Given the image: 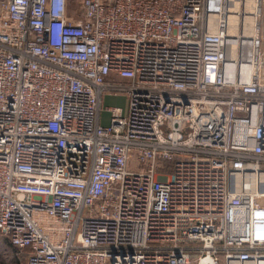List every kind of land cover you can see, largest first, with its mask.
<instances>
[{
    "label": "built area",
    "instance_id": "built-area-1",
    "mask_svg": "<svg viewBox=\"0 0 264 264\" xmlns=\"http://www.w3.org/2000/svg\"><path fill=\"white\" fill-rule=\"evenodd\" d=\"M262 178L264 0H0V233L27 264H264Z\"/></svg>",
    "mask_w": 264,
    "mask_h": 264
},
{
    "label": "rangeland",
    "instance_id": "rangeland-1",
    "mask_svg": "<svg viewBox=\"0 0 264 264\" xmlns=\"http://www.w3.org/2000/svg\"><path fill=\"white\" fill-rule=\"evenodd\" d=\"M107 106H118L120 108H122L125 113L128 112V101H127V96L123 93L120 94H108L104 97L103 101H102V109H103V123L107 124L110 120V116L108 114V112L106 111V107ZM4 238V236L0 235V248L4 245L2 243V239ZM9 251H11L9 249ZM12 252V251H11ZM16 256L18 258H20L19 260L21 261L20 264H26V256L25 253L23 251H20L17 248V254ZM0 262L1 264H14V258L12 259V257L6 252L4 253V250L1 249L0 252Z\"/></svg>",
    "mask_w": 264,
    "mask_h": 264
},
{
    "label": "trees",
    "instance_id": "trees-1",
    "mask_svg": "<svg viewBox=\"0 0 264 264\" xmlns=\"http://www.w3.org/2000/svg\"><path fill=\"white\" fill-rule=\"evenodd\" d=\"M0 235H2V234L0 233ZM2 236H4V235H2ZM2 243H3L4 247L2 246L0 248V252H1V249L4 250V253L7 252L12 257V259L14 258V264H20L21 263V261H20L21 259L16 256L17 248L10 242V239L7 236H4V238L2 239ZM9 249L12 252L9 251ZM25 256H26V264H27V255H26V253H25ZM0 264H1V262H0Z\"/></svg>",
    "mask_w": 264,
    "mask_h": 264
},
{
    "label": "bare ground",
    "instance_id": "bare-ground-1",
    "mask_svg": "<svg viewBox=\"0 0 264 264\" xmlns=\"http://www.w3.org/2000/svg\"><path fill=\"white\" fill-rule=\"evenodd\" d=\"M250 183H251V182H249V186L252 185V184H250ZM259 183H260V186H263V185H264V178H262V179L260 180ZM262 191H263V190H262ZM262 191H261V192H262Z\"/></svg>",
    "mask_w": 264,
    "mask_h": 264
}]
</instances>
